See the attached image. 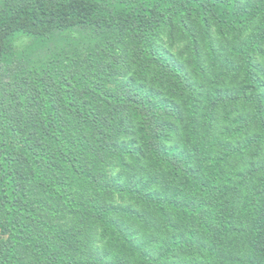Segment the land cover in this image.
Returning a JSON list of instances; mask_svg holds the SVG:
<instances>
[{
	"label": "trees",
	"instance_id": "16d2710c",
	"mask_svg": "<svg viewBox=\"0 0 264 264\" xmlns=\"http://www.w3.org/2000/svg\"><path fill=\"white\" fill-rule=\"evenodd\" d=\"M0 264H264V0H0Z\"/></svg>",
	"mask_w": 264,
	"mask_h": 264
}]
</instances>
